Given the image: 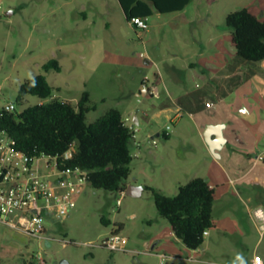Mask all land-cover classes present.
Returning a JSON list of instances; mask_svg holds the SVG:
<instances>
[{
    "label": "rangeland",
    "instance_id": "374dc122",
    "mask_svg": "<svg viewBox=\"0 0 264 264\" xmlns=\"http://www.w3.org/2000/svg\"><path fill=\"white\" fill-rule=\"evenodd\" d=\"M245 8L264 21V0H194L181 12H154L147 19L149 29L140 30L126 21L118 0H0V110L10 102L20 112L49 102L51 99L32 95L23 104L16 101L20 86L42 74L54 88V98L76 104L85 91L89 92L91 105L96 107L87 115L89 123L118 109L124 118L133 114L143 117L139 140L156 135L161 128L171 132L176 127L179 133L184 129L190 140L202 144L194 136L195 125L189 115L183 113L177 125L164 119L159 124L153 119L154 106L165 100V91L162 99L146 98L139 93L141 82L144 78L151 82L158 68L168 63L183 65L191 39L203 38L209 46L211 38L219 34H224L223 41L232 38L226 17ZM149 57L157 65L146 64ZM54 59L61 72H45L43 66ZM245 64L236 85L224 93V106L236 115L244 133L247 129L257 133L264 131V65ZM196 84L203 82L193 81L191 86ZM125 122L129 124L130 119ZM155 139L158 150L165 144H179L175 137L169 143L164 138ZM167 154L162 151L163 160L157 167L151 157L148 172L157 190L174 197L179 185L166 170ZM45 161L38 159L35 166L44 170ZM240 165L235 169L243 175L246 169ZM180 178L183 185L189 182L186 176ZM120 197L85 184L74 196L77 206L68 218L46 220L47 239L0 222V264H245L258 241V252L264 255V230H256V223L248 218L244 220V227L250 231H246L247 236L241 231L235 235L212 229L205 237L206 246L199 250H189L174 240L170 241L172 249H161V241L155 238L170 224L159 215L152 193L145 190L139 197L125 195L118 207ZM228 198L232 209L224 200H217L216 213L238 220L244 202L239 197ZM103 216L111 220L110 226L102 224ZM115 230L127 239L125 252H112L101 245Z\"/></svg>",
    "mask_w": 264,
    "mask_h": 264
},
{
    "label": "trees",
    "instance_id": "16d2710c",
    "mask_svg": "<svg viewBox=\"0 0 264 264\" xmlns=\"http://www.w3.org/2000/svg\"><path fill=\"white\" fill-rule=\"evenodd\" d=\"M193 1L118 0L129 23L133 17L148 19L154 12L184 11ZM226 26L231 31L239 59L264 62V21L245 8L229 13ZM43 70L61 72V66L54 59L45 64ZM29 95L51 100L21 112L0 110V125L18 150L31 158H55L61 171L81 170L86 174L87 183L95 189L118 194L126 191L134 160L131 147L135 132L118 109H111L89 123L87 115L96 109L91 105L89 92L85 91L76 104L54 98V88L42 74L20 86L17 103L23 104ZM68 153H71L70 157H67ZM146 190L152 193L159 215L169 222L174 235L189 250L200 249L205 242L204 233L215 226V195L208 181L202 177L194 178L181 185L174 197L153 187H146ZM101 222L105 226L112 224L105 216ZM118 226L123 228L121 224Z\"/></svg>",
    "mask_w": 264,
    "mask_h": 264
},
{
    "label": "crops",
    "instance_id": "0c3cea01",
    "mask_svg": "<svg viewBox=\"0 0 264 264\" xmlns=\"http://www.w3.org/2000/svg\"><path fill=\"white\" fill-rule=\"evenodd\" d=\"M223 36L224 34H219L217 38H211L210 47L203 38L191 39L186 45L189 51L182 58L183 65H177L174 62L168 63L162 69L158 68V72L154 74V79L151 82L147 78L142 80L139 93L146 98L162 99L161 96L165 91V100L160 105L154 106L153 119L159 124L164 119L167 124L177 125L183 113L189 115L195 125L194 136L202 144L190 140L184 129L179 133L176 127L171 132L161 128L156 135L148 134L146 138L139 140L137 133L143 117L133 114L131 117L124 118L130 119L128 125L135 132L131 147L134 160L126 191L130 190L139 197L144 193L146 187L158 189L155 180L148 172L147 164L153 157L156 163V166L153 164L154 167L160 165L163 160L162 151H165L168 153L166 170L169 175L175 177L179 187L183 185L180 180V175H182L186 176L188 181L197 177L205 178L214 190L215 226L213 230L219 231L221 234L230 231L235 235L241 231L244 236H247L246 231H249V228L244 227L245 218L256 223V230L262 229L261 222L257 226L259 220L255 217L254 212L257 209L264 212V161L257 160L258 155L264 150V131L252 133L247 129L244 133L236 115L227 106H224V93L236 85L238 72L246 64L237 56L232 38L223 41L221 40ZM145 62L149 65L152 62L157 65V62H154V59L150 57ZM262 64L264 65V62ZM193 81L203 82V85L196 84L192 87ZM144 86L148 88L149 93L145 91ZM208 102L214 103V106L207 108L206 103ZM144 116L147 115L144 114ZM218 125H223L222 137L224 140L217 155L214 156L206 143L205 131L209 126ZM155 137L164 138L168 143L175 137L178 138L179 144L170 145V147L165 144L163 150H158V144L154 146L150 143V139H155ZM210 139L213 140L214 136H211ZM243 155H246L248 159H245ZM239 163L246 169L243 175L235 169L237 168L235 165ZM134 164L137 166L134 167ZM161 168L163 169V167ZM229 196L234 199L239 197V200L244 202L243 213L245 215L242 213L238 220L216 213L217 200H224L225 205H229L228 207L232 209V201L228 198ZM206 236H210L209 231ZM155 239L161 241L159 247L166 250L172 249L171 240L181 243L174 235L171 226L167 225ZM163 240H169V242ZM204 245L206 246V241L202 248ZM240 245L242 246V244ZM258 249L259 241L255 244L254 254L245 264H252L255 255H260L264 260V255L259 254ZM216 263L225 264L223 262Z\"/></svg>",
    "mask_w": 264,
    "mask_h": 264
},
{
    "label": "built area",
    "instance_id": "2783aa9c",
    "mask_svg": "<svg viewBox=\"0 0 264 264\" xmlns=\"http://www.w3.org/2000/svg\"><path fill=\"white\" fill-rule=\"evenodd\" d=\"M130 23L135 29H149L145 18L133 17ZM144 88L147 93L150 92L146 86ZM213 106L212 102L206 103L207 108ZM2 110L19 112L13 102ZM150 143L154 146L158 144L154 138L150 139ZM70 156L71 153H68L67 157ZM42 158L46 159L44 170L35 166L36 160L41 158H31L18 150L11 136L0 125V222L38 239H47L46 220L49 217L63 220L71 215L77 206L74 196L87 184V177L79 169L59 170L55 158ZM257 160L264 161V150ZM120 195L118 207L122 205L126 191ZM254 215L264 230V212L257 209ZM204 234L208 235V232ZM126 242L127 239L115 230L101 245L112 252H125ZM252 264H264V260L255 255Z\"/></svg>",
    "mask_w": 264,
    "mask_h": 264
},
{
    "label": "water",
    "instance_id": "95a60500",
    "mask_svg": "<svg viewBox=\"0 0 264 264\" xmlns=\"http://www.w3.org/2000/svg\"><path fill=\"white\" fill-rule=\"evenodd\" d=\"M222 127L223 125L209 126L205 131L206 143L210 149V152L214 156L217 155V151L219 150V147L221 146L224 140L222 137V129H223ZM211 136H214L213 140L210 139ZM126 195L130 197H137V195L133 194L130 190L126 191ZM61 264H68V263L66 261H62Z\"/></svg>",
    "mask_w": 264,
    "mask_h": 264
}]
</instances>
